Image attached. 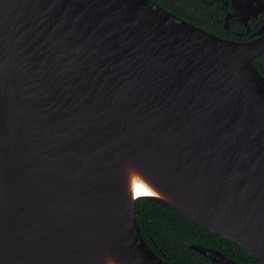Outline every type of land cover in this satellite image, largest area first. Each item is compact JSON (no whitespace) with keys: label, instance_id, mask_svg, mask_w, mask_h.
Segmentation results:
<instances>
[{"label":"water","instance_id":"obj_1","mask_svg":"<svg viewBox=\"0 0 264 264\" xmlns=\"http://www.w3.org/2000/svg\"><path fill=\"white\" fill-rule=\"evenodd\" d=\"M263 52L153 0H0V264H169L129 164L264 264Z\"/></svg>","mask_w":264,"mask_h":264},{"label":"trees","instance_id":"obj_2","mask_svg":"<svg viewBox=\"0 0 264 264\" xmlns=\"http://www.w3.org/2000/svg\"><path fill=\"white\" fill-rule=\"evenodd\" d=\"M254 64L259 70L257 61ZM136 216L142 233L152 249L169 264H212L209 258L185 245L193 242L217 248L244 264H259L243 247L178 214L152 199L136 200Z\"/></svg>","mask_w":264,"mask_h":264},{"label":"flooded vegetation","instance_id":"obj_3","mask_svg":"<svg viewBox=\"0 0 264 264\" xmlns=\"http://www.w3.org/2000/svg\"><path fill=\"white\" fill-rule=\"evenodd\" d=\"M153 1L219 37L237 42L264 38V0ZM261 55L257 63L264 75V52Z\"/></svg>","mask_w":264,"mask_h":264},{"label":"clouds","instance_id":"obj_4","mask_svg":"<svg viewBox=\"0 0 264 264\" xmlns=\"http://www.w3.org/2000/svg\"><path fill=\"white\" fill-rule=\"evenodd\" d=\"M126 192L133 201L137 199L161 198L162 193L152 184L133 164L125 169ZM106 264H116V260L109 257Z\"/></svg>","mask_w":264,"mask_h":264}]
</instances>
